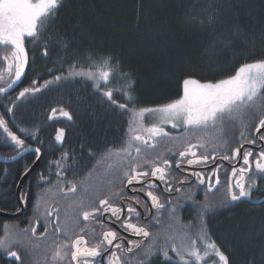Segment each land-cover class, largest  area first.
Returning <instances> with one entry per match:
<instances>
[{
    "label": "trees",
    "instance_id": "16d2710c",
    "mask_svg": "<svg viewBox=\"0 0 264 264\" xmlns=\"http://www.w3.org/2000/svg\"><path fill=\"white\" fill-rule=\"evenodd\" d=\"M26 45L30 66L20 89L40 90L7 98L1 113L10 123L26 124L27 134L38 129L45 136L54 128L50 125L74 123L68 139L80 169L72 168L87 176L102 163L89 152L105 155L129 138L131 112L112 104L105 92L111 90L112 100L129 110L155 108L179 99L185 79L215 83L235 75L242 64L264 59V0H60L40 38H27ZM5 54L0 53V71H6ZM106 61L112 69L107 83L97 74ZM53 109L56 117L50 121ZM61 110L71 121L59 120ZM151 124L145 116L143 127ZM240 131L238 122L223 126L222 137L233 150L242 143ZM179 141L161 138L155 152ZM106 159L116 162L119 174L120 158ZM257 181L251 199L229 202L227 190H216L198 195L186 209L182 201L166 225L172 220L178 234L192 238L203 228L228 264H264V181ZM197 246L203 251L199 241ZM153 264L182 262L171 254Z\"/></svg>",
    "mask_w": 264,
    "mask_h": 264
},
{
    "label": "snow or ice",
    "instance_id": "6c2138e0",
    "mask_svg": "<svg viewBox=\"0 0 264 264\" xmlns=\"http://www.w3.org/2000/svg\"><path fill=\"white\" fill-rule=\"evenodd\" d=\"M59 3L60 0H0V46L11 49L10 54L2 58L3 63L6 65V71H0V81L5 84L4 87H0V93H7L21 79L28 64L25 39L36 40L40 38L45 31L46 23L55 15ZM47 54V48L45 47L43 55L46 56ZM97 74L105 83L109 81L112 69L107 66V61L98 70ZM87 75L92 76L93 74L88 73ZM54 79L60 80L61 77L57 76ZM49 83H52V81H46L45 85ZM39 90L36 87L24 88L17 99ZM120 94L126 95L130 102L133 100V97L128 93L121 91ZM104 95L116 107L130 111L132 115V119L129 121V138L125 141L124 147L115 150L109 149L107 154L108 158H120L119 174L116 175L115 180L109 181L107 187L93 188L90 195L75 203V207L79 210V217L75 220L73 227H79L82 222L85 227H81L79 234L74 237L71 236L67 226L61 228L59 209L48 211V216L54 215L55 217L54 230L68 237V240L64 243L57 245L52 257L53 260L70 256L74 264H94L95 259L101 257L103 252H108L109 247H114L117 250L121 249L123 241L114 244V241L118 239L117 232L111 229L103 230L105 225L102 221L112 217L120 221L121 216H124V220L121 221L122 227L136 235L145 237L149 235L144 227L130 222L133 216L138 219L140 213L132 206L125 193L122 190L112 191V189L118 185L142 184L139 191L148 189L146 196L150 198L153 207L157 211L165 207L160 202L159 197L151 190L157 188L160 182L165 185L164 191L170 192L173 190L170 183V180H174V177L171 176L173 162L165 155L155 152L159 139L169 135L164 126L171 125L175 128L178 126L176 122L180 121L186 129L190 128L196 132L212 128L220 129L222 133L225 123L238 122L241 128V142L246 141L255 146L256 139H247V134L253 132L257 134V139L264 145V134H260L264 130V59L242 64L235 75L215 83H201L198 80L185 79L183 81V95L179 99L155 108L129 110L127 105L118 104L112 100L113 92L111 90L105 92ZM6 111L11 112L12 108H6ZM56 111V109L52 110L50 119L55 118ZM248 113H251V115H248L247 120H245L244 117ZM146 114L157 115L159 117L158 124L143 127L142 121ZM60 115L69 120L71 119V115L67 111L61 110ZM0 130L4 133V139L10 140L22 151L28 150L25 141L8 127V122L2 115H0ZM18 131L21 133L28 132L27 129L23 128H18ZM55 139L58 142L63 141L64 129L58 130ZM195 139V143L191 142V139L185 140L182 149L172 154L176 157L175 168L177 170H180L184 164L189 166L206 165L210 160L214 161L220 158L228 161L241 156V149L236 148L233 150L231 157L229 155L218 157L217 148L224 147L228 143L223 139L222 134H218L216 137H196ZM209 143L212 144L210 153L207 150ZM34 151L37 153V158H39L40 148H35ZM169 152L171 153V150ZM67 156L68 154L64 153L62 159H66ZM253 156V152L244 151L241 166L232 167L230 174L225 170L226 195L229 202L251 199L253 192L259 190L257 177L264 180V150L258 151L254 160L252 159ZM11 159H15V157H11ZM53 163L58 167H62L59 160ZM219 172L220 168L217 167L208 176L207 188L209 191L221 186ZM192 175L198 178V183H206L203 172H193ZM57 176L58 178L63 176V171L58 172ZM213 179L215 183H213ZM176 182L184 183L185 181ZM68 184L70 187L67 188V191L65 192L64 188L61 187V192L65 195H74L78 190L77 183L68 181ZM79 185L81 191L89 192V186L84 181H79ZM130 190L133 193L137 191L135 188ZM103 192H107L108 195L101 199L100 195ZM132 199H134L135 204H141V201L135 195ZM117 201L124 202L126 207L118 206ZM173 212H175V208H173ZM105 213H110L111 216L106 218ZM201 222L203 223V221ZM89 224L99 226L101 231L96 233L95 227L89 228ZM43 227L45 228L44 234H47L49 224L44 223ZM25 231H31L35 234L36 227L25 229ZM85 232L92 233L93 237L99 236V242L89 246V241L84 235ZM184 240L187 243H184ZM206 240H209L208 234L201 228L195 238L191 236L183 237L180 246L178 247L176 243H172L170 250L179 258L182 264H199L210 255L218 257L223 264H228V257L219 251L214 242L204 244ZM198 241L204 245L203 251L197 246ZM129 243L137 248L140 247L133 241H129ZM3 247H5V241L0 239V248ZM64 249H68V251L64 252ZM127 252H132V248H128ZM7 254L17 260L20 259L19 253L16 251H8ZM145 255L147 256L149 253H145ZM161 255L165 259H170L168 250H162ZM107 260L108 264H129V261L122 259L116 251H111L107 256Z\"/></svg>",
    "mask_w": 264,
    "mask_h": 264
},
{
    "label": "flooded vegetation",
    "instance_id": "af4514ba",
    "mask_svg": "<svg viewBox=\"0 0 264 264\" xmlns=\"http://www.w3.org/2000/svg\"><path fill=\"white\" fill-rule=\"evenodd\" d=\"M4 48L6 51H4ZM10 51L11 49H8V47L0 46V53L5 54L6 52L7 54L8 52L9 54ZM0 87L3 86L0 84ZM21 91L22 89L18 88L11 92L0 93V115L3 116L1 111L4 109L5 100L12 96L18 97ZM10 119L14 120L11 114ZM57 119H59L58 116ZM63 119L69 120L66 117H63ZM49 120L51 121L50 118ZM73 124L59 123L50 125L48 127L54 126V128L50 129L49 133H46L44 136V134L40 135L38 133V129L30 134L21 133L18 131V128L27 129L28 126L26 124L8 122V127L25 141L27 151H22L10 140L4 139V133L0 130V156L2 158V160L0 159V168L3 171L0 175V213L3 214L0 216V239L5 241V247L0 248V264H74L70 256H64L63 259H52L57 245L64 243L68 240V237L54 230L55 217L54 215L48 216V211L50 209H59L61 228L67 226L71 236L74 237L79 234L81 227H85L83 222L79 227H73L75 220L79 217V210L75 207V203L90 195L93 188L99 189L102 186L107 187L109 181L115 180L118 172L115 161L112 163H104L108 152L105 155H99L95 151L89 152V154L92 157H96L97 160L102 158V163L94 164L93 167L95 170L93 172H88L86 176L84 171H78V169L77 171L73 170V164L80 169L77 161L74 162L73 158L71 159L75 151L72 150V143L69 141L68 136ZM61 128L64 129V139L62 142H58L55 137ZM260 134H264V130ZM40 136L42 138H39ZM247 139H256V145L253 146L245 141L238 148L241 149L244 146L243 152H253L254 156L252 159L254 160L255 154L260 150H264V145L257 139V134L253 132L247 134ZM194 140L193 143L196 142V139ZM183 143L184 141L173 143L167 150L158 152L173 162L171 176L174 177V180H170L173 190L170 192L164 191L165 185L162 182L159 183L157 188L151 189L159 197L160 202L165 205L163 209L157 211L153 207L150 198L146 196L148 189L139 191L142 184H133L131 186L118 185L117 187H113L112 191L122 190L129 202L132 203V206L140 213L138 219L133 216L130 222L144 227L149 235L147 237L136 235L122 227L121 221L124 220V216H121L120 221L116 220L115 217L105 219L102 221L105 225L103 230L111 229L117 232L118 239L114 241V244L121 243V241H123V244L119 250L114 247H109L108 252H103L101 257L96 258L94 264H108L107 256L111 251H116L118 255H121L122 259H127L129 264H153L155 259L161 257L162 250H168L169 255H175L170 250V245L172 243H180L183 237L178 234L179 230L174 227L172 220L168 221V224L172 223V226L166 225V219L174 215L182 201H184L182 209H186L188 206L194 205L198 195H204L212 191L215 192L216 190H227L225 170L230 174L232 167L241 166L243 152L241 151V156L236 159L224 161L218 158L214 161L210 160L206 165L189 166L184 164L180 170H177L175 168L176 157L172 154L180 151ZM35 148H40V164L23 183L25 175L39 160L37 153L34 151ZM211 148L212 146L208 145L207 150L209 153L211 152ZM169 150H171V153ZM232 152L231 145L217 148L218 157H222L223 155H229L231 157ZM18 153L20 154L18 155ZM64 153L68 154L66 159H62ZM11 157H15V159H11ZM57 160L60 161L62 167H58L53 163ZM217 167L220 168L219 176L221 186H217L209 191L207 188V178ZM18 168H20V172L16 175L14 171L18 170ZM61 171H63V176L58 178L57 173ZM193 172H203L206 183H198V178L192 175ZM90 173L91 175H89ZM181 180L185 182H176ZM258 180L259 182L264 181L259 178ZM68 181L77 183L78 190L74 195H65L61 192V187L64 188L65 192L70 187ZM79 181H84L89 186V192L85 193L80 190ZM213 183H215L214 179ZM132 188L137 189V191L133 193L130 190ZM106 195L108 193L103 192L100 198L102 199ZM134 195L141 201L140 205L135 204L134 199H132ZM116 203L120 207H126L124 202L117 201ZM173 208H175V212H173ZM11 216L17 217L10 219ZM104 216L107 218L111 214L105 213ZM44 223L49 224L47 234H44ZM31 227H36L35 234L31 231H25V229H30ZM88 227H95L96 233L101 231L99 226L93 224H89ZM84 235L89 241V246L99 242V236L93 237L90 232H85ZM129 241L135 242L140 247H135ZM128 248H132V252H127ZM8 251H16L19 253L20 259L17 260L11 257L7 254ZM63 251L67 252L68 249H64ZM145 253H149V255L146 256ZM199 263L205 264L202 262Z\"/></svg>",
    "mask_w": 264,
    "mask_h": 264
},
{
    "label": "rangeland",
    "instance_id": "374dc122",
    "mask_svg": "<svg viewBox=\"0 0 264 264\" xmlns=\"http://www.w3.org/2000/svg\"><path fill=\"white\" fill-rule=\"evenodd\" d=\"M194 80H197V79H194ZM201 83H204V82H201ZM145 116H146V121L147 122H151L153 124H158L159 117L157 115H155V114H146ZM176 123H177L178 126L175 127V128H173L171 125L164 126L165 131L169 135H168V137L163 138V140L172 141V140H187V139H191V142H193V141H195L194 139L196 137L209 138V137H216L218 134H221V130L220 129H212V128H209V129H206V130L200 131V132H196L194 130L191 132L190 128L186 129L182 122L177 121ZM153 124H151V125H153ZM188 137H190V138H188ZM209 145L212 146L211 143H209ZM104 163H112V161L110 159H105ZM207 243H211V242H209V240H208L206 242V244ZM177 246L179 247L180 245H177ZM217 248L219 249L218 246H217ZM209 251H211V250H209ZM219 251L222 252L220 249H219ZM168 256L170 257L171 255L168 254ZM201 262L205 263V264H223V262L220 261L219 258L214 256V255H210V257L205 258Z\"/></svg>",
    "mask_w": 264,
    "mask_h": 264
},
{
    "label": "water",
    "instance_id": "95a60500",
    "mask_svg": "<svg viewBox=\"0 0 264 264\" xmlns=\"http://www.w3.org/2000/svg\"><path fill=\"white\" fill-rule=\"evenodd\" d=\"M26 47V46H25ZM27 49V48H26ZM28 52V50H27ZM30 66V56H29V52H28V64L26 65L25 67V71H24V74L21 76V79L13 86L12 89H9L8 92H11V91H14L15 89L19 88L22 83L24 82L26 76H27V73H28V67ZM244 150V146L241 147V151L243 152ZM23 155V154H22ZM0 159L2 160L1 156H0ZM0 160V161H1ZM40 160L41 158H39L38 162L33 166V168L25 175L24 179H23V183L26 179H28V177L37 169V167L39 166L40 164ZM3 214L0 213V216H2ZM13 217H17V216H11L10 218H13Z\"/></svg>",
    "mask_w": 264,
    "mask_h": 264
},
{
    "label": "bare ground",
    "instance_id": "6f19581e",
    "mask_svg": "<svg viewBox=\"0 0 264 264\" xmlns=\"http://www.w3.org/2000/svg\"><path fill=\"white\" fill-rule=\"evenodd\" d=\"M29 68V67H28ZM20 88V87H19ZM18 89V88H17ZM16 90V89H15ZM15 217H13V218H10V219H14Z\"/></svg>",
    "mask_w": 264,
    "mask_h": 264
}]
</instances>
